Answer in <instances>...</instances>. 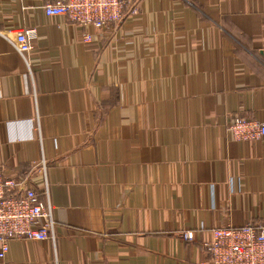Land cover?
I'll use <instances>...</instances> for the list:
<instances>
[{
    "label": "crops",
    "instance_id": "obj_1",
    "mask_svg": "<svg viewBox=\"0 0 264 264\" xmlns=\"http://www.w3.org/2000/svg\"><path fill=\"white\" fill-rule=\"evenodd\" d=\"M57 1L0 0V170L57 225L10 264H201L228 213L264 223V138L227 129L264 123V0H139L106 30ZM25 29L26 59L5 38Z\"/></svg>",
    "mask_w": 264,
    "mask_h": 264
},
{
    "label": "built area",
    "instance_id": "obj_2",
    "mask_svg": "<svg viewBox=\"0 0 264 264\" xmlns=\"http://www.w3.org/2000/svg\"><path fill=\"white\" fill-rule=\"evenodd\" d=\"M49 17H65L82 28L114 29L140 11L139 0H60L44 5ZM35 30L25 29L7 34V40L26 59L33 49L30 36ZM11 40V41H12ZM92 40L89 34L84 42ZM259 107L264 110V87L258 91ZM236 140L248 142L264 138V123L235 118L227 125ZM46 165H42L45 174ZM229 209V208H228ZM231 209V208H230ZM191 239V234H184ZM57 225L50 202L41 200L35 187L26 185V178L11 176L0 170V263L10 264L7 256L16 241L56 242ZM207 257L201 264H264V223L241 224L232 216L212 230L204 242Z\"/></svg>",
    "mask_w": 264,
    "mask_h": 264
}]
</instances>
